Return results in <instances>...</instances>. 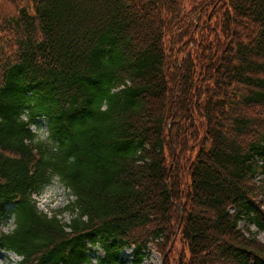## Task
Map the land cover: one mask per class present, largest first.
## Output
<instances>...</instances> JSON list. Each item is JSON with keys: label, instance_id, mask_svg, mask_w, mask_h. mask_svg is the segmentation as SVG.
Masks as SVG:
<instances>
[{"label": "trees", "instance_id": "16d2710c", "mask_svg": "<svg viewBox=\"0 0 264 264\" xmlns=\"http://www.w3.org/2000/svg\"><path fill=\"white\" fill-rule=\"evenodd\" d=\"M55 178L69 224L31 198ZM12 204L19 264H264V0H0Z\"/></svg>", "mask_w": 264, "mask_h": 264}, {"label": "rangeland", "instance_id": "374dc122", "mask_svg": "<svg viewBox=\"0 0 264 264\" xmlns=\"http://www.w3.org/2000/svg\"><path fill=\"white\" fill-rule=\"evenodd\" d=\"M7 8H9L10 11H12V8H10L9 5H7ZM43 131H45V128L43 127ZM46 138L45 133L39 134V139L44 140ZM37 208L40 212L44 214H54L58 211H63L61 215L58 217L62 222L69 224L71 219L73 218L69 212H65V208L70 205L74 201V198L71 196L70 192L66 190L62 184L59 183V181L55 178L52 179L49 184L45 187L43 193L41 195L34 198ZM6 233L10 232L14 229L13 220H9L6 223ZM242 227H247V224L242 223ZM252 229V228H251ZM258 238L261 241H264V234L258 235ZM91 257L96 259L97 257L102 256V252L100 250L93 249L91 251ZM123 260H125L127 263L130 264L131 258H132V251H125L122 254ZM19 259H17L12 254H7L2 251H0V264H17ZM144 264H162L160 256L153 252L151 255L144 261Z\"/></svg>", "mask_w": 264, "mask_h": 264}, {"label": "clouds", "instance_id": "9594fccd", "mask_svg": "<svg viewBox=\"0 0 264 264\" xmlns=\"http://www.w3.org/2000/svg\"><path fill=\"white\" fill-rule=\"evenodd\" d=\"M26 118V117H25Z\"/></svg>", "mask_w": 264, "mask_h": 264}]
</instances>
